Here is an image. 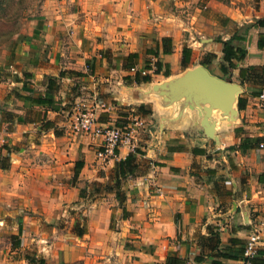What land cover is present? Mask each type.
I'll return each mask as SVG.
<instances>
[{"label": "crops", "instance_id": "0c3cea01", "mask_svg": "<svg viewBox=\"0 0 264 264\" xmlns=\"http://www.w3.org/2000/svg\"><path fill=\"white\" fill-rule=\"evenodd\" d=\"M219 1L222 10L214 8ZM256 17L264 18V0H43L21 35L0 51V147L9 150V165L0 169V232L13 215L20 217V226L9 227L19 241L11 253L32 248L44 264H164L167 258L240 264L217 253L234 254L240 246L232 241L250 238L264 248V109L256 106L264 90V48L256 41L264 28L247 31L246 54L231 73L244 104L240 123L219 135L224 160L211 141L192 139L183 128L164 131L147 159L153 121L139 114L140 104L118 96L123 85L179 73L183 47L190 50L188 67L207 54L216 63L219 41ZM46 78L54 79L50 89ZM93 101L109 107L97 112V124L130 127L133 151L150 161L145 173L125 181L121 208L113 194L95 193L92 185L109 183L116 163L133 152L121 146L113 159H102L99 138L69 128L73 106ZM241 140L257 144L239 149ZM232 202L233 214L212 219ZM77 223L85 230L80 237L72 232ZM215 235L211 250L206 241Z\"/></svg>", "mask_w": 264, "mask_h": 264}, {"label": "water", "instance_id": "95a60500", "mask_svg": "<svg viewBox=\"0 0 264 264\" xmlns=\"http://www.w3.org/2000/svg\"><path fill=\"white\" fill-rule=\"evenodd\" d=\"M242 93L239 85L219 79L201 65L184 67L179 73L159 81H147L136 86L123 85L118 90L119 98L127 104L150 105V118L153 121V141L145 157L151 158L159 145L164 131L183 128L190 138H203L211 141L221 152L219 135L224 129H231L240 123L237 108ZM235 192V183L228 173ZM245 223L247 209L239 205ZM236 211L235 202L224 213L213 216L217 221ZM205 224L202 229H205Z\"/></svg>", "mask_w": 264, "mask_h": 264}, {"label": "trees", "instance_id": "16d2710c", "mask_svg": "<svg viewBox=\"0 0 264 264\" xmlns=\"http://www.w3.org/2000/svg\"><path fill=\"white\" fill-rule=\"evenodd\" d=\"M264 28V18H254L251 20V22L247 25H241L238 27L232 35L224 41H219L221 44V57L216 63H211L213 60V56L207 54L205 56V60L201 61V66H203L210 74H213L215 71L218 72V78L227 82L231 81V73L236 68V64L241 62L246 54L245 49L243 47V41L245 39V35L247 34V31L251 28ZM162 42H166L165 39H163ZM256 47L257 49H263L264 48V33H259L257 35V41H256ZM170 45H167L166 48H163V52L168 53L170 52ZM190 57V50L186 47H183L180 53L179 57V65L183 68L186 67L189 62ZM157 67H160V65L157 64ZM259 73L261 75H264V65L260 68ZM166 72V76H167ZM143 81L147 82L149 81L147 78H144ZM142 81V82H143ZM54 79L53 78H46L47 83V89L51 88V85L53 84ZM261 91V90H260ZM259 91V92H260ZM258 92V93H259ZM257 93V94H258ZM257 96V95H256ZM47 101H36L38 104H44ZM244 101L241 97L238 98L237 108L238 110H241L243 107ZM139 114L144 116H149L151 114V110L146 105H140L138 106ZM49 124V123H48ZM51 125H47V128H50ZM257 144V142L255 143ZM254 145L249 144L246 140H241L239 145L237 146L240 148H252ZM0 150H3V155H0V169L4 170L8 167V155L9 150L6 147H0ZM143 156V153H140L139 151H133V153H129L123 160H120L116 163L115 167L111 171L110 174V181L109 183H105L102 186L101 185H92V190L96 192H103L105 194H113L114 198L117 202V205L119 208H121V205L125 198V181L130 177H135L138 175H141L147 171L148 164L150 161L148 160H142L140 159ZM137 159H139L137 161ZM79 162H76L74 164V171H73V177L77 175L78 169L80 168ZM143 166L144 170L141 172H138L139 167ZM82 197V195H81ZM124 214V213H123ZM123 216V215H122ZM112 221V217H111ZM73 234L80 237L85 233V230L83 226L79 227V224H75L72 228ZM17 233H19V228L17 230ZM18 235L11 236L13 239V243L11 244V248H18L19 247V241L17 239ZM232 243H235L240 246L238 250L234 254H225V253H217L218 257L228 259V260H240V261H247L249 264H264V248H256L255 253L250 258H244V248L245 243H241L238 240L232 241ZM218 244V238L217 235H215L214 239L208 238L206 241V246H208L211 250H215L216 246ZM30 252V251H29ZM23 260H25L29 264H44V261L40 258H36L34 252L27 253L23 257ZM60 264H81L80 262H73V263H60ZM164 264H182L178 259L176 258H167ZM210 264H222L219 261H211Z\"/></svg>", "mask_w": 264, "mask_h": 264}, {"label": "built area", "instance_id": "2783aa9c", "mask_svg": "<svg viewBox=\"0 0 264 264\" xmlns=\"http://www.w3.org/2000/svg\"><path fill=\"white\" fill-rule=\"evenodd\" d=\"M257 107L264 109V90H261L257 96ZM109 107L98 101H93L90 106L84 104L74 105L70 114L69 128L74 133L91 134L100 141V151L98 156L102 159H113L116 151L121 146H126L133 152L132 145V131L130 127H117V126H100L97 124V112L107 110ZM259 146L264 150V136ZM255 245L253 238L245 242L243 256L250 258L255 253ZM240 264H249L247 261H240Z\"/></svg>", "mask_w": 264, "mask_h": 264}, {"label": "rangeland", "instance_id": "374dc122", "mask_svg": "<svg viewBox=\"0 0 264 264\" xmlns=\"http://www.w3.org/2000/svg\"><path fill=\"white\" fill-rule=\"evenodd\" d=\"M43 3V0H0V51L3 50V47L8 46L14 39H16V35H21V31L25 28L27 21L31 16H33L39 10V7ZM209 7V3L200 2L198 6ZM225 7V3L219 1L214 8L218 10H222ZM207 12H209V8H206ZM223 20H219V22ZM217 37V36H216ZM214 38L216 40H220V38ZM196 61L199 60V55L196 53L195 55ZM74 107V106H73ZM144 170V167L141 166L138 169V172ZM80 210V211H79ZM79 215L82 212V209H79ZM20 217L17 215H13L11 221L7 225L8 228L4 229L3 232H0V247L2 250L0 251V264H29L23 257L32 251V248L29 249L28 252L22 253L19 250H14L11 253V244L13 243V239L10 236L9 227L20 226ZM83 219V217H82ZM64 225H61V227ZM60 228V226H59Z\"/></svg>", "mask_w": 264, "mask_h": 264}]
</instances>
